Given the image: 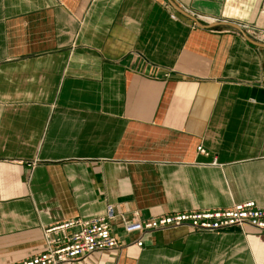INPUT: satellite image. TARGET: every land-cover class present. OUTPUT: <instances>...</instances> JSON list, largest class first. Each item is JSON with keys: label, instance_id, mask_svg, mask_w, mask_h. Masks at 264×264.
Masks as SVG:
<instances>
[{"label": "crops", "instance_id": "1", "mask_svg": "<svg viewBox=\"0 0 264 264\" xmlns=\"http://www.w3.org/2000/svg\"><path fill=\"white\" fill-rule=\"evenodd\" d=\"M237 25L264 30V0H0V264L106 205L119 248L63 264H264L248 227L121 229L264 208V48Z\"/></svg>", "mask_w": 264, "mask_h": 264}, {"label": "built area", "instance_id": "2", "mask_svg": "<svg viewBox=\"0 0 264 264\" xmlns=\"http://www.w3.org/2000/svg\"><path fill=\"white\" fill-rule=\"evenodd\" d=\"M194 23L216 25L218 20L191 15ZM242 35L257 47L264 46V30L250 25H237ZM203 153L201 147L197 148ZM117 218L112 205H106L102 215L88 220L64 221L43 230L45 249L15 264H63L75 262L93 253L116 250L117 239L112 233V222ZM251 228L264 235V208L253 201L238 203L225 210L192 211L162 215L148 219H121V229L134 235V245L143 248L142 238L158 231L188 228L198 232L219 233L231 228Z\"/></svg>", "mask_w": 264, "mask_h": 264}, {"label": "water", "instance_id": "3", "mask_svg": "<svg viewBox=\"0 0 264 264\" xmlns=\"http://www.w3.org/2000/svg\"><path fill=\"white\" fill-rule=\"evenodd\" d=\"M260 47H263L264 48V46H260Z\"/></svg>", "mask_w": 264, "mask_h": 264}]
</instances>
